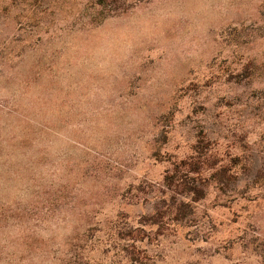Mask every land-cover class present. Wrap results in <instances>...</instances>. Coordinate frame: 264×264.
<instances>
[{
	"label": "rangeland",
	"instance_id": "rangeland-1",
	"mask_svg": "<svg viewBox=\"0 0 264 264\" xmlns=\"http://www.w3.org/2000/svg\"><path fill=\"white\" fill-rule=\"evenodd\" d=\"M81 258L264 264V0H0V264Z\"/></svg>",
	"mask_w": 264,
	"mask_h": 264
},
{
	"label": "trees",
	"instance_id": "trees-1",
	"mask_svg": "<svg viewBox=\"0 0 264 264\" xmlns=\"http://www.w3.org/2000/svg\"><path fill=\"white\" fill-rule=\"evenodd\" d=\"M193 163H188L186 161H182L181 165L182 167L186 165V168H183L186 170V174L183 176L177 175L175 173L166 175L165 179L168 181V183H173V185L176 188H179V194L183 195L184 197H187L189 194L192 195L190 198V201H195V199H200L205 194V186H203L204 179L200 176H187L189 174H199L198 167L192 165ZM179 167V166H178ZM226 169L225 168H219L216 171L212 173V176L215 180H217L218 183H222L223 181L221 178H224L226 175ZM182 202V201H181ZM183 204L177 205L176 211L179 210L180 206ZM67 264H87L86 261L81 259H71L67 262Z\"/></svg>",
	"mask_w": 264,
	"mask_h": 264
}]
</instances>
